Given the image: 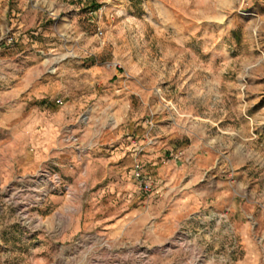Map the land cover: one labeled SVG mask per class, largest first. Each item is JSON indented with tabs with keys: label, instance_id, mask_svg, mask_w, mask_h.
I'll return each instance as SVG.
<instances>
[{
	"label": "rangeland",
	"instance_id": "374dc122",
	"mask_svg": "<svg viewBox=\"0 0 264 264\" xmlns=\"http://www.w3.org/2000/svg\"><path fill=\"white\" fill-rule=\"evenodd\" d=\"M0 264H264V0H0Z\"/></svg>",
	"mask_w": 264,
	"mask_h": 264
},
{
	"label": "built area",
	"instance_id": "2783aa9c",
	"mask_svg": "<svg viewBox=\"0 0 264 264\" xmlns=\"http://www.w3.org/2000/svg\"><path fill=\"white\" fill-rule=\"evenodd\" d=\"M55 101L60 102V99L56 98ZM131 175L135 183L138 185V188L142 192L148 193L154 188L151 177L146 171L142 169L141 164H139L138 162H135L133 164Z\"/></svg>",
	"mask_w": 264,
	"mask_h": 264
}]
</instances>
